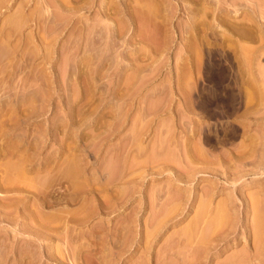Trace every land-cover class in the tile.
I'll return each mask as SVG.
<instances>
[{
	"label": "rangeland",
	"instance_id": "374dc122",
	"mask_svg": "<svg viewBox=\"0 0 264 264\" xmlns=\"http://www.w3.org/2000/svg\"><path fill=\"white\" fill-rule=\"evenodd\" d=\"M0 264H264V0H0Z\"/></svg>",
	"mask_w": 264,
	"mask_h": 264
},
{
	"label": "bare ground",
	"instance_id": "6f19581e",
	"mask_svg": "<svg viewBox=\"0 0 264 264\" xmlns=\"http://www.w3.org/2000/svg\"><path fill=\"white\" fill-rule=\"evenodd\" d=\"M237 25V24H236ZM237 28V27H236ZM234 29H235V27H234ZM239 30V29H238ZM240 30H241V28H240ZM243 35V34H242ZM13 178V177H12Z\"/></svg>",
	"mask_w": 264,
	"mask_h": 264
}]
</instances>
